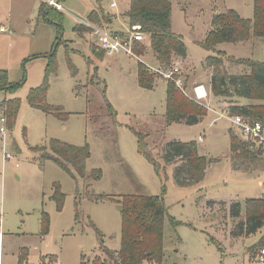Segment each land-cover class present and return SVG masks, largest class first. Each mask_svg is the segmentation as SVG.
I'll list each match as a JSON object with an SVG mask.
<instances>
[{
    "label": "rangeland",
    "instance_id": "obj_1",
    "mask_svg": "<svg viewBox=\"0 0 264 264\" xmlns=\"http://www.w3.org/2000/svg\"><path fill=\"white\" fill-rule=\"evenodd\" d=\"M47 1L0 0V27L6 29L0 33V71L7 73L10 83L23 81L15 92L0 91V104L10 99L21 104L15 124L11 128L5 124L4 133L0 132V264H88L105 257L100 244L118 251L119 202L128 195L161 196L166 209L162 260L150 264H258L262 250L247 251L259 242L264 229L232 237L228 209L233 203L244 208L247 199L264 198V172L233 171L229 136L240 135L215 113L228 112L234 100L211 94L204 61L214 57L228 75H247V61L264 64V38L250 32L243 41L211 51L203 47L215 15L233 11L249 21L253 0H168L171 29L186 48V59H175L173 65L179 63L188 97L192 87L201 83L209 95L205 105L215 112L205 111L191 126L166 124L168 81L144 66L156 68L147 40L140 45L147 44L148 51L136 55L138 59L101 58L92 30L85 28L89 22L97 25L88 18L97 0H61L60 15L53 8L50 19L60 16L62 35L55 52L57 70L48 76L46 103L51 109L44 113L30 107L28 94L46 77L45 57L57 37L54 24L39 19L41 4ZM112 2L115 9L109 7ZM101 8L106 16L115 15L108 29L126 36L130 26L122 14L128 0H103ZM139 63L148 72L146 78L154 76L151 88L139 85ZM52 141L88 148L84 178L43 158ZM171 141L193 143L206 158L209 164L200 184H177L180 163H166L163 158V148ZM7 154L13 159L4 160ZM95 172L100 178L94 179ZM54 186L63 196L60 207L52 198ZM89 196L109 199L96 201Z\"/></svg>",
    "mask_w": 264,
    "mask_h": 264
},
{
    "label": "trees",
    "instance_id": "obj_2",
    "mask_svg": "<svg viewBox=\"0 0 264 264\" xmlns=\"http://www.w3.org/2000/svg\"><path fill=\"white\" fill-rule=\"evenodd\" d=\"M102 1H96L97 10L88 16L89 20L97 23L98 26H100L99 24H108L109 21V17L102 12L100 6ZM253 7V17L249 21L242 20L233 11L215 15L212 21L214 28L208 33L203 47L211 51L219 45L243 41L247 39L250 32H253L255 38H264V0H253ZM170 15L171 4L168 0H128V9L123 14L130 27H140V33L146 37L149 44L156 68L162 70L171 68L175 59H186L184 43L171 29ZM50 16V10L45 5H41L39 19L45 23L54 24L57 37L51 52L45 57L48 59L45 68L46 77L39 87L30 90L27 97L30 107L44 113H49L48 111L51 109L46 103L49 89L48 76L57 70L55 52L61 43L62 35L60 16L56 19H50ZM76 28L80 31L85 30L79 26ZM132 51L135 56L142 57L148 50L140 43H133ZM101 53L104 55L103 52ZM221 63V60L214 57H207L204 61V68L209 72L211 94L215 98L234 100L228 109L230 116L240 117L250 124L259 123L264 129V64L247 61L246 66L249 68V74L228 75ZM144 66L141 63L138 65V81L139 85L146 89L152 87L151 78L154 76L150 75L151 78H146L148 72ZM22 84L23 81L10 83L7 73L0 71V91L15 92ZM186 97L175 88L174 84L168 82L165 91L166 124L184 122L189 126L195 125L198 119L208 112L206 108ZM239 100L245 101V103L239 104ZM20 106L18 99H10L0 104V114L4 117L9 128L15 124ZM53 115L62 119L59 113H53ZM229 145V159L234 172H264L263 146L233 134L229 136ZM163 149V158L166 163H180L175 171L177 184L192 187L203 181L209 163L205 157L198 154L193 143L171 141ZM88 157L89 150L86 146L78 148L56 141L50 143L49 154L43 156L45 160H52L70 175L73 170L81 178H84L85 162ZM93 175L94 179L100 178L99 172H95ZM52 198L60 207L63 196L56 186H54ZM89 198L96 201L109 199L104 196H89ZM119 204L121 216L119 250L109 251L100 244V249L104 252L105 257L103 259L96 258L89 261L88 264L160 263L163 247V222L166 216L162 197L128 195L124 196ZM242 210H244V218H242ZM228 215L233 221L230 233L232 237L257 234L264 229V198L247 199L244 208L240 203H233L228 209ZM257 248L264 250V234L258 243L248 249L247 253H252Z\"/></svg>",
    "mask_w": 264,
    "mask_h": 264
},
{
    "label": "built area",
    "instance_id": "obj_3",
    "mask_svg": "<svg viewBox=\"0 0 264 264\" xmlns=\"http://www.w3.org/2000/svg\"><path fill=\"white\" fill-rule=\"evenodd\" d=\"M47 5L54 9H56L58 12L62 11L61 5L56 2L55 0H48ZM111 9L116 8V4L114 2L110 3L109 6ZM85 28H90L92 31L91 34L95 38L96 47L98 50L104 53V55L107 58H114L119 55H126L129 57L137 58L135 54L132 51V44L133 43H140L142 44L146 37H144L140 33V27L139 26H132L129 30V36H124L123 34L113 33L111 32L107 27L105 26H97L93 25L90 22L86 24ZM0 32H5L4 27H0ZM138 59V58H137ZM146 66V65H145ZM149 70L154 72L155 74L159 75L160 78L172 82L177 90H180L185 96L188 97L187 93L185 92V89L183 88L182 79L180 78L181 72L179 68V63L176 62L174 65L167 69L162 70L160 68H152L150 66H146ZM192 96L190 98L194 103L198 104L199 106H202L209 109L208 106L205 105V102L208 100V93L205 90L204 86L197 85L192 88ZM213 113H215L213 111ZM218 115V117L223 118L225 120H228L236 130H238L239 135L241 138L245 140H252L255 143L260 144L264 147V129L259 123L250 124L248 122H245L240 117H232L228 114V112L224 113H215ZM1 123L3 124V127L0 129L1 133H4V125L6 124V121L4 118H1ZM201 141V139H199ZM13 158L10 155H5L4 160H12ZM1 225V220H0ZM256 261L258 264H264V250L260 252L258 257L256 258ZM51 264H57V263H51Z\"/></svg>",
    "mask_w": 264,
    "mask_h": 264
},
{
    "label": "crops",
    "instance_id": "obj_4",
    "mask_svg": "<svg viewBox=\"0 0 264 264\" xmlns=\"http://www.w3.org/2000/svg\"><path fill=\"white\" fill-rule=\"evenodd\" d=\"M55 1L58 2V3L60 4V1H61V0H55ZM41 5H46V4H43V3H42ZM100 6H101V5H100ZM109 6H110V5H109ZM45 7H46L47 9H49L50 12H52V11L55 12V10H54L52 7H49V6H47V5H46ZM110 9H111V8H110ZM96 10H97V2H96L95 7L92 9L91 12L96 11ZM102 10H103V9H102ZM103 11H104V10H103ZM91 12H90V13H91ZM55 13H56L57 15H60V13H59L58 11H56ZM90 13H89V15H90ZM110 14H111V13H110ZM123 14H124V13H123ZM123 14H122V17L124 18ZM89 15H88V16H89ZM55 16H56V15H55ZM114 18H115V15H114V14H111V17H109L108 24L106 25L107 28H108V25L111 27ZM124 19H125V18H124ZM125 20H126V19H125ZM126 22H127V21H126ZM127 26H128V28H129L128 23H127ZM79 27H81V26H79ZM83 28H84V27H83ZM5 31H6V29H5ZM110 31L113 32V33L122 34V33H119V32H114V31H112V30H110ZM0 33H2V32H0ZM3 33H4V32H3ZM147 44H148V42H147ZM147 44H146V45H147ZM146 45H145V47H146ZM52 48H53V46H52ZM51 50H52V49H51ZM104 57H106V56H104ZM104 57H103V58H104ZM103 58H102V59H103ZM114 58H115V57H114ZM195 85H202V84H201V83H198V84H195ZM195 85H194V86H195ZM202 86H204V85H202ZM192 88H193V87H192ZM205 90H206V89H205ZM191 91H192V89H191ZM206 91H207V90H206ZM207 93H208V92H207ZM207 106H208V105H207ZM208 108H209V109H208V112L214 114V113H213V110L210 109V106H208ZM214 115H215V114H214ZM199 139H201V138H199ZM201 141H202V139H201ZM201 141H199V142H201ZM256 262H257V261H256Z\"/></svg>",
    "mask_w": 264,
    "mask_h": 264
}]
</instances>
